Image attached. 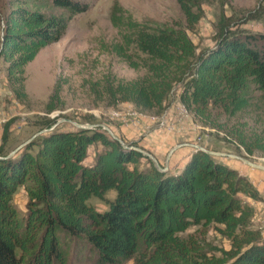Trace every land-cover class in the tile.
Here are the masks:
<instances>
[{"label":"trees","instance_id":"obj_1","mask_svg":"<svg viewBox=\"0 0 264 264\" xmlns=\"http://www.w3.org/2000/svg\"><path fill=\"white\" fill-rule=\"evenodd\" d=\"M177 1L186 27H192L203 15V0ZM88 6L84 0L10 2L0 57L17 96H26L25 64ZM110 21L120 35L113 51L146 71L132 79H106L102 91L109 104L130 101L161 110L179 84L180 101L195 114L213 105L235 113L249 104L252 89L264 91V32L232 29L222 18L213 45L197 52L178 22L136 19L118 2ZM59 89L55 83L47 111L61 104ZM56 119H48L47 129L12 156L0 145V264H66L71 242L88 246L96 264H124L131 257L135 264H264V233L243 196L263 197L237 168L194 148L179 169L161 170L133 147L137 140L123 145L100 126L50 128ZM96 141L102 147L88 160ZM240 142L248 153H264L263 134ZM18 185L27 196L22 216L12 202ZM108 189L115 190L112 199L105 196ZM92 195L105 200L106 208L90 204ZM212 223L229 239L228 247L179 234L192 224Z\"/></svg>","mask_w":264,"mask_h":264},{"label":"rangeland","instance_id":"obj_2","mask_svg":"<svg viewBox=\"0 0 264 264\" xmlns=\"http://www.w3.org/2000/svg\"><path fill=\"white\" fill-rule=\"evenodd\" d=\"M12 0H0V41L3 32V16ZM89 3L85 11L75 14L65 32L56 41L40 47L35 57L24 66L23 80L25 97H19L7 76V62L0 57V145L10 152L21 149L28 141L46 130L48 119L57 117L54 127L77 128L79 123H105L112 125L136 126L142 124L137 133V145L152 153L158 142L151 132H173L179 142L198 143L208 149L232 152L264 164V153L254 149L248 153L240 139L251 138L254 134L264 135V91L252 89L249 104L235 113H230L221 105L209 106L205 114L197 115L187 109L179 99L180 85L176 84L165 101V108L140 109L130 101L109 104L102 85L108 78L132 79L145 73L142 66L131 67L127 60L117 55L112 45L120 41L118 28L110 21V10L115 2L121 4L136 19L153 18L167 22H178L184 26L196 45V51L211 47L215 41L218 24L223 18L232 29L250 32H264V12L258 17L251 14L264 10V0H203V15L192 27H186L185 17L177 0H84ZM264 45V39L260 40ZM55 83L60 86L61 104L47 111L46 102ZM167 116L168 122L160 119ZM8 123L7 140L2 143L4 125ZM103 129V128H102ZM107 134V130L103 129ZM110 135V134H109ZM125 143L131 137L121 135ZM99 145L100 142L96 141ZM153 144V145H152ZM187 159L188 151L194 147H178ZM88 160L94 147H88ZM157 148H155L156 150ZM153 152L161 164L167 149ZM187 154V155H186ZM157 155V156H156ZM186 155V156H185ZM94 155H92L93 157ZM224 162H246L231 156H218ZM146 164L140 158L139 166ZM114 189H108L106 198L112 199ZM247 201V196H243ZM12 202L20 216L25 214L27 196L23 185H18ZM88 202L101 210L106 208L105 200L94 195ZM215 224H192L182 236L193 234L213 244L227 247L229 239L221 235ZM94 253L86 247H76L70 243L66 264H96ZM124 264H135L131 257Z\"/></svg>","mask_w":264,"mask_h":264},{"label":"crops","instance_id":"obj_3","mask_svg":"<svg viewBox=\"0 0 264 264\" xmlns=\"http://www.w3.org/2000/svg\"><path fill=\"white\" fill-rule=\"evenodd\" d=\"M142 124H139V121H137L136 126H133L132 124H128L126 126H119L117 124L112 125L113 126V132L120 136H128L131 137V140L137 139V133H140L142 131ZM152 137L154 139H156V141L158 142L157 144H152L153 146L151 151L152 154L154 155L155 152H157V149H162V151L164 149L168 150L174 146L175 144H177L179 138L177 135H175V133L173 132H164V133H160L156 130L153 133L151 132ZM93 146L94 147V151L92 152L94 155L95 152L97 150H99L102 145L99 144L97 145L96 142L90 144L89 146ZM155 148H157L155 150ZM89 152V149H88ZM154 152V153H153ZM166 152V154H167ZM191 151H188L187 154H190ZM186 152H181L180 148L175 149L170 157L167 159L166 158V154L164 157L165 163L168 164V169L169 170H177L179 169L182 164L184 163V154ZM186 154V155H187ZM92 155L89 156V158H92ZM185 155V156H186ZM155 156V155H154ZM157 156V155H156ZM229 165L235 167L238 169V171L242 174H244L245 176H247L252 183L255 185V187L257 188L259 194L263 197L262 200H257L251 197H247V201L253 206L254 208V215H253V221L255 223L256 226H258L259 228H261L262 232L264 233V170L257 168V167H253L249 164H246V166H243L242 164L238 163H230V162H226ZM228 247V246H227Z\"/></svg>","mask_w":264,"mask_h":264},{"label":"water","instance_id":"obj_4","mask_svg":"<svg viewBox=\"0 0 264 264\" xmlns=\"http://www.w3.org/2000/svg\"><path fill=\"white\" fill-rule=\"evenodd\" d=\"M73 124L78 127V128H92V127H96V126H100L101 128L107 130V132L112 136V137H115L119 140V142L123 145H126V143L124 142V140L116 135L113 130L108 126L106 125L105 123H79V122H76V121H73ZM54 127L53 125L50 127L52 128ZM47 129V128H46ZM183 145H190L194 148H199V149H202L204 151H207L209 152L210 154L212 155H218V156H231V157H235V158H238V159H241L243 160L244 162H246L247 164L253 166V167H257V168H260V169H263L264 170V164L262 163H259V162H255V161H252L250 159H248L247 157L245 156H242V155H239V154H236V153H232V152H225V151H219V150H212V149H208L198 143H192V142H179L177 144H175L174 146H172L167 154H166V158L168 159L171 155V153L177 149L178 147L180 146H183ZM136 150L142 152V154L146 155V156H149L155 163V165L161 169V170H167L168 169V164L167 163H164V164H161L158 159L148 150H145L144 148L138 146V145H135L133 146ZM18 151V147L11 150L10 152H8L7 156H12L13 154H15L16 152Z\"/></svg>","mask_w":264,"mask_h":264},{"label":"built area","instance_id":"obj_5","mask_svg":"<svg viewBox=\"0 0 264 264\" xmlns=\"http://www.w3.org/2000/svg\"><path fill=\"white\" fill-rule=\"evenodd\" d=\"M167 122H168L167 116H165L162 119H160V123L161 124H166Z\"/></svg>","mask_w":264,"mask_h":264}]
</instances>
